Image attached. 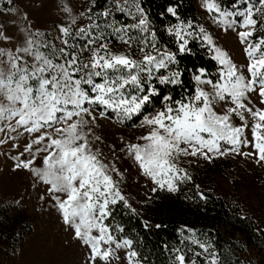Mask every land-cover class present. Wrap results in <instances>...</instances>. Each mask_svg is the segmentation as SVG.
<instances>
[{
  "label": "snow or ice",
  "instance_id": "snow-or-ice-1",
  "mask_svg": "<svg viewBox=\"0 0 264 264\" xmlns=\"http://www.w3.org/2000/svg\"><path fill=\"white\" fill-rule=\"evenodd\" d=\"M200 7L211 25L235 35L244 64L200 18L182 17L179 0L165 9L170 43H161L143 0H109L94 16V2L80 13L89 21L83 27L64 7L71 24L57 28L60 45L52 44L47 54L40 48L49 45L35 39L44 35L40 32H29L14 52L0 49V56H7L0 61L6 64L0 67V146L14 150L5 153L14 172L27 171L32 186L43 187L38 199L58 212L87 250L85 264H145L134 237L113 219L117 207L140 213L124 194L122 170L97 147L99 120L112 114L118 124L139 119L135 127L143 131L134 139L122 137L118 152L137 163L153 194L176 193L192 180L183 161L241 156L264 167V0H232L230 5L200 0ZM115 13L131 22L117 20ZM0 37L12 39L7 32ZM113 37L123 50L113 49ZM197 45L215 62L214 73L182 66V58ZM186 72L191 87H186ZM111 151L115 155L117 146ZM196 188L207 203L209 197ZM151 226L143 221L144 228ZM179 231L181 243L199 251L173 247L171 264H198V259L220 264L213 243L201 240L195 229Z\"/></svg>",
  "mask_w": 264,
  "mask_h": 264
},
{
  "label": "rangeland",
  "instance_id": "rangeland-1",
  "mask_svg": "<svg viewBox=\"0 0 264 264\" xmlns=\"http://www.w3.org/2000/svg\"><path fill=\"white\" fill-rule=\"evenodd\" d=\"M192 1L202 23L214 33L219 44L231 52L237 63L244 64L246 60L235 35L225 34L211 25L200 7V0ZM64 7L71 9V15L76 17L78 26L83 27L89 23L87 15H80L89 8L87 0H12L11 4L8 0H0V34L7 32L12 38L5 42L0 37V49L14 52L17 47L24 46L29 32H40L44 35L36 36V41L49 45L48 48L41 47L40 51L46 54L51 52L52 44L60 45L59 40L55 39L57 28L62 24H71ZM9 8L18 9V12H9ZM125 17L128 18L126 23H130L131 18ZM111 39L115 51L123 50V46L114 37ZM6 60V55L0 56V61ZM0 67H6V64L0 63ZM142 131L135 125L115 123L114 114L108 120H99L95 128L96 135L101 137L97 147L102 150L108 162L115 161L122 170V189L138 212L142 204L154 195L150 191L151 184L139 174L133 159L127 155L121 157L118 148L122 137L125 140L134 139ZM3 136L4 133H0V137ZM23 138L20 137L21 140ZM113 145L117 146L115 155L111 151ZM12 151L0 146V212L8 209L7 223L11 226L8 237L5 234L0 239V264H85L87 250L63 225L58 212L50 204L38 199L39 194L43 193V187H33L27 171L12 170L13 161L5 155ZM182 166L192 176L191 181L181 184L182 187L192 186L197 191L196 185H199L200 191L224 199L229 206L236 207L264 228V167L256 164L253 159L241 156L221 157L213 162L200 160L191 164L183 161ZM18 200L19 204L16 203ZM245 255L252 264H263L255 250L248 248Z\"/></svg>",
  "mask_w": 264,
  "mask_h": 264
},
{
  "label": "trees",
  "instance_id": "trees-1",
  "mask_svg": "<svg viewBox=\"0 0 264 264\" xmlns=\"http://www.w3.org/2000/svg\"><path fill=\"white\" fill-rule=\"evenodd\" d=\"M87 2L89 7L93 2L95 3L93 15L109 5V0H87ZM174 2L175 0H143V6L158 31L161 43H170L164 31V26L170 20L165 14V9ZM179 2L182 17L200 18L202 22L192 0H179ZM223 3L230 5L232 0H223ZM115 16L117 20L128 22V18L122 13H115ZM181 64L188 70L193 66H203L209 72L216 71L215 62L198 45L191 53L185 54ZM185 80L188 82L186 87H191L188 72L185 73ZM162 89L164 92L168 90L163 86ZM180 91L181 89L176 88L174 95H178ZM156 103L158 104V101ZM138 122L137 118L128 121L127 125H136ZM204 193L209 197L207 203L199 199L197 191L192 186H181L176 193L157 192L149 201L142 204L139 216L117 207L113 219L125 227V235L130 234L134 237L141 257L145 258V264H171L170 249L173 247L186 251L190 246L193 251H199L189 242L181 243L183 237L179 230L182 226L195 229L201 240L213 243L219 253L220 264H252L245 255L248 248L255 250L264 264V228L249 216L242 214L236 207L229 206L224 199L208 192ZM7 218L8 209L1 210L0 239L5 234L8 237L11 233ZM143 221H149L152 226L144 228ZM156 224H161L162 227L156 228ZM190 255L189 253V257ZM198 264H203V260L198 259Z\"/></svg>",
  "mask_w": 264,
  "mask_h": 264
}]
</instances>
